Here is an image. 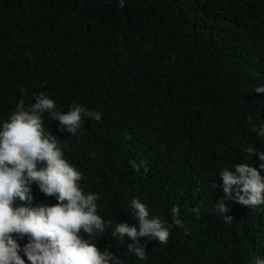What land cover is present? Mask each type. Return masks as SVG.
I'll list each match as a JSON object with an SVG mask.
<instances>
[{
    "label": "trees",
    "instance_id": "1",
    "mask_svg": "<svg viewBox=\"0 0 264 264\" xmlns=\"http://www.w3.org/2000/svg\"><path fill=\"white\" fill-rule=\"evenodd\" d=\"M259 84L264 0H125L123 8L118 0H0V119L41 91L60 111L73 101L99 110L100 121L85 119L74 134L47 113L42 121L83 173L81 187L102 194L98 213L133 225L135 197L168 226L170 207L179 208L184 228L172 225L166 244L147 241L144 261L110 228L94 241L123 264H251L264 256V206L226 201L231 222L213 207L223 196L220 168L260 163L243 152L249 144L264 152L252 127L264 122ZM130 160L146 161V170ZM32 195L34 205L57 203L35 184Z\"/></svg>",
    "mask_w": 264,
    "mask_h": 264
},
{
    "label": "clouds",
    "instance_id": "2",
    "mask_svg": "<svg viewBox=\"0 0 264 264\" xmlns=\"http://www.w3.org/2000/svg\"><path fill=\"white\" fill-rule=\"evenodd\" d=\"M124 4L125 0H118L119 7L123 8ZM45 84L46 81L41 82L42 87ZM253 91L264 94V84L257 85ZM20 92L23 94L24 89ZM32 99L34 102L30 104H25L23 98L17 100L7 119H0V264H25L22 256L29 264H123L108 247L98 249L94 242L109 228L111 237L120 243L125 236L130 238L127 251L144 261L147 241L155 239L166 244L172 225L184 228L177 205L170 207L172 225L165 226L135 197L128 201L135 224H112L102 217L98 213L102 194L81 187L83 173L68 162L62 144L45 131L42 123L47 113L64 131L74 134L82 128L85 119L100 121L102 112L75 101L66 111H60L46 91L34 93ZM248 120L252 122V117ZM252 127L258 137H264V122L252 123ZM243 152L249 156L255 153L260 163L241 161L218 172L223 196L213 207L226 222L232 221L230 215H225L230 211L226 201L248 208L264 206V152L252 144L243 148ZM129 164L133 170H146L144 160H130ZM33 184L57 203L34 205ZM192 212L199 217L198 208ZM25 238L21 246L18 241ZM251 264H264V256H254Z\"/></svg>",
    "mask_w": 264,
    "mask_h": 264
}]
</instances>
